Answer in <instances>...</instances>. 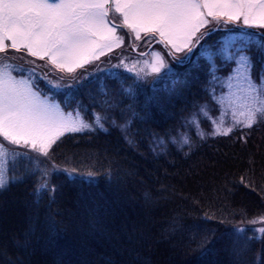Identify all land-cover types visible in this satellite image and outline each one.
Wrapping results in <instances>:
<instances>
[{"label": "snow or ice", "instance_id": "snow-or-ice-1", "mask_svg": "<svg viewBox=\"0 0 264 264\" xmlns=\"http://www.w3.org/2000/svg\"><path fill=\"white\" fill-rule=\"evenodd\" d=\"M161 81L170 82V95H182L177 85L199 90L178 127L152 134L154 158L190 157L197 140L235 137L248 147L259 132L264 141V0H0V264H42L34 259L37 224L58 237L83 234L80 258L59 264H153V246L181 218L154 231L147 214L159 193H144V215L117 222L109 203L65 207L58 178L96 180L93 171L77 175V154L61 151L70 141L116 133L138 147L135 127L164 108ZM256 155L249 153L238 179L226 173L192 201L201 223L214 225L192 240L194 251L218 247L223 258L213 264H264V161L257 165ZM104 175L119 186L118 161ZM25 181L36 199L25 201L31 223L17 234L9 193Z\"/></svg>", "mask_w": 264, "mask_h": 264}, {"label": "trees", "instance_id": "trees-1", "mask_svg": "<svg viewBox=\"0 0 264 264\" xmlns=\"http://www.w3.org/2000/svg\"><path fill=\"white\" fill-rule=\"evenodd\" d=\"M196 88L177 86L182 92L179 96L174 93L170 95L169 90L158 91L164 108H156L153 118L137 127L138 147L129 146L113 133L110 136L96 137L91 143L87 139L73 140L61 149L69 154H77L74 162V166L78 168L77 175L88 171L97 173V182L91 184L82 185L72 177L58 178V183L63 186L65 207L74 208L78 201L85 200L109 203L117 210V222L125 216L131 220L144 215L143 196L146 191H151L162 197L158 206L147 214L154 222L153 228L157 234L168 228L170 217H181L175 233L165 235L163 241L153 246V264H213L222 259L218 247L204 256H199L194 251L196 244L192 240L199 238L202 228L214 225L201 223L202 213L193 209L192 201L223 183L226 173L229 174V179H238L248 164L249 153H257L254 157L257 165L264 161V141L259 132L254 135L248 147L235 143V137L232 140L209 139L202 143L197 140L198 148H194V154L187 158L183 154L154 158L148 148L143 147L147 144L142 138L150 139L153 133H163L166 129L176 127L184 114L181 110L187 111L188 103L185 101L189 102V98H193L192 93H196ZM114 148L118 149V154L113 151ZM112 159L118 161L121 173L119 186L115 182L109 184L104 175ZM32 187L25 181L14 186L9 193V197L15 200L14 209L10 213L14 233L22 234L31 223L25 201H35L36 198L30 195ZM164 188L167 191L162 192ZM247 207L252 213L258 211L251 203ZM36 231L40 238V248L34 259L42 264H59L60 261L69 259L75 262L80 258L76 248L84 238L81 232L69 230L58 237L49 234L40 224L36 225ZM12 251L10 245V253ZM99 256L100 252H96L95 257L99 259Z\"/></svg>", "mask_w": 264, "mask_h": 264}, {"label": "rangeland", "instance_id": "rangeland-1", "mask_svg": "<svg viewBox=\"0 0 264 264\" xmlns=\"http://www.w3.org/2000/svg\"><path fill=\"white\" fill-rule=\"evenodd\" d=\"M232 27H237V26L233 25ZM252 30L259 31V29H252ZM153 47L155 48L156 46L153 45ZM139 50H141V51H147V49L144 48L143 46H142ZM131 55H132L133 57H135V56H136V53H132ZM193 59L195 60L196 57H193ZM113 63H115V60H113ZM98 84H99V82H97V84H96L97 87H98ZM177 86H178V88H179V87H181V88L184 87V88H185V86H183V85H177ZM191 86H193V87H197V88H196V92H198V90H199V85H198V84L193 83V84H191ZM191 86H190V87H191ZM164 88H165V89H164ZM170 88H171V84H170V82L161 81V83H160L159 85H157V89H158V91H159V90H166V91H168ZM147 91H148V93H151V89H148ZM199 95L202 96L203 93L201 92V93H199ZM192 99H193L192 97L189 98V102H188V105H187V107H188L187 110H189V109L191 108L190 101H191ZM180 123H182V116L179 118V122L177 123L176 127H178ZM141 124H143V123H140L139 125H141ZM139 125H137V126L135 127V129H134L135 132H136V130H137V127H140ZM176 127H174V128H176ZM202 127H204L205 130L207 129V125H203ZM194 133H195V129H193V136H194ZM136 134L138 135L139 132H137ZM161 134H162V133H161ZM140 135H141V134H140ZM194 138H195V136H194ZM84 139L86 140L87 138H84ZM151 139H152V136H151L150 139H147V138H145V137L142 138V140L147 144V145H144L143 147L148 148L149 153H150L152 156H154V154L151 152V145H150V143H149V141H150ZM143 147H142V148H143ZM96 182H97V181H95L94 183H96ZM257 236L259 237L260 234L257 233Z\"/></svg>", "mask_w": 264, "mask_h": 264}]
</instances>
